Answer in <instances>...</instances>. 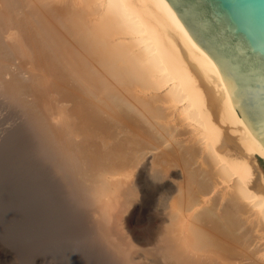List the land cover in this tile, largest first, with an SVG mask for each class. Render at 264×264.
Segmentation results:
<instances>
[{
  "label": "bare ground",
  "instance_id": "obj_1",
  "mask_svg": "<svg viewBox=\"0 0 264 264\" xmlns=\"http://www.w3.org/2000/svg\"><path fill=\"white\" fill-rule=\"evenodd\" d=\"M1 103L105 263L264 264V145L165 0H0Z\"/></svg>",
  "mask_w": 264,
  "mask_h": 264
},
{
  "label": "rangeland",
  "instance_id": "obj_2",
  "mask_svg": "<svg viewBox=\"0 0 264 264\" xmlns=\"http://www.w3.org/2000/svg\"><path fill=\"white\" fill-rule=\"evenodd\" d=\"M10 109L0 104V264H109L90 247L80 212H72L57 193L32 133ZM177 174L172 170L173 178ZM147 184V208H129L121 225L128 240L145 244L162 225L156 205L162 191L150 179Z\"/></svg>",
  "mask_w": 264,
  "mask_h": 264
},
{
  "label": "water",
  "instance_id": "obj_3",
  "mask_svg": "<svg viewBox=\"0 0 264 264\" xmlns=\"http://www.w3.org/2000/svg\"><path fill=\"white\" fill-rule=\"evenodd\" d=\"M165 1L213 61L240 118L264 145V0ZM255 158L264 175V160Z\"/></svg>",
  "mask_w": 264,
  "mask_h": 264
}]
</instances>
